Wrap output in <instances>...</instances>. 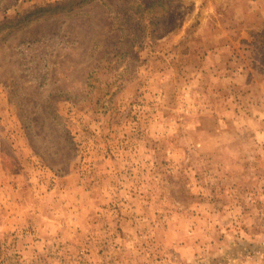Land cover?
Wrapping results in <instances>:
<instances>
[{
  "label": "rangeland",
  "instance_id": "1",
  "mask_svg": "<svg viewBox=\"0 0 264 264\" xmlns=\"http://www.w3.org/2000/svg\"><path fill=\"white\" fill-rule=\"evenodd\" d=\"M0 264H264V0H0Z\"/></svg>",
  "mask_w": 264,
  "mask_h": 264
}]
</instances>
